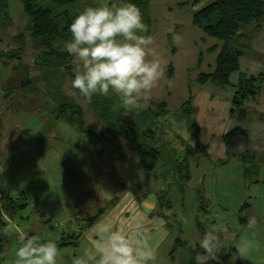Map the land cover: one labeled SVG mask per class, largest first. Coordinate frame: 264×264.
I'll list each match as a JSON object with an SVG mask.
<instances>
[{
    "label": "rangeland",
    "instance_id": "rangeland-1",
    "mask_svg": "<svg viewBox=\"0 0 264 264\" xmlns=\"http://www.w3.org/2000/svg\"><path fill=\"white\" fill-rule=\"evenodd\" d=\"M120 2L82 3L85 9ZM194 2L148 0L150 26L144 36L152 39L149 47L166 72L152 89L150 100L138 102L136 116L139 120L151 110L155 115L163 113L157 121L161 124L158 134H163L167 150H194L188 156L190 182L172 185L170 177L164 180L144 172L141 154L110 131L90 102L71 87L77 65L71 74L65 69L50 72L65 78L63 93L54 98L50 82H45L36 64L41 49L27 32L29 19L23 4L0 0V264H15L21 238L33 236L56 240L58 264H76L80 257L84 264H96L93 242L109 226L96 224L107 219L115 223V229L129 228L130 232L124 231L146 239L155 249L156 264H188L184 250L200 249L199 241L209 231H215L219 241L217 261L264 264V149L251 148L258 137L237 140L245 145L249 141L252 149L237 156L231 142L228 156L222 146L216 149L213 143H201L193 130L201 109H196L195 100L213 85L200 84L199 78L213 72L221 46L194 23L196 11L208 1L197 6ZM245 41L239 36L235 46ZM69 100L83 108L86 126L104 135L98 146H92L88 135L77 132L67 121L58 122L57 102ZM223 114L217 112L219 130L220 122L238 121H228ZM154 124L142 122L146 135L142 134L141 143L158 144L160 137L149 132ZM153 194L157 198L154 205L149 199ZM133 216L142 224L139 233L128 222ZM252 217L257 222L254 233L247 228ZM94 226L99 227L96 233L88 234L86 230ZM178 239L180 243L175 245ZM243 239L254 240L255 246L241 256L237 245Z\"/></svg>",
    "mask_w": 264,
    "mask_h": 264
},
{
    "label": "trees",
    "instance_id": "trees-1",
    "mask_svg": "<svg viewBox=\"0 0 264 264\" xmlns=\"http://www.w3.org/2000/svg\"><path fill=\"white\" fill-rule=\"evenodd\" d=\"M20 1L23 4L25 15L29 19L27 32L31 34L39 49H41L36 58V64L44 74L45 82L48 84L50 82L51 89L54 90L53 96L57 99V95L63 93L62 88L65 78L59 79L56 76H52L50 72L60 73L61 70L65 69L66 74H71L76 66L73 57L64 50V42L70 38V24L75 16L82 11L84 7L83 0ZM204 1H208V4L196 11L194 23L202 28L209 37L219 40L221 46L215 69L211 73H202L199 83L206 84L211 82L216 86L226 87L230 84L232 74L240 70V58L243 55L244 47H246L245 45L235 46V40L237 37L243 36L242 31L244 28L248 26L259 28L262 26L264 23V0H195L194 6L200 5ZM130 2L141 10L147 29L141 35H145L149 32L150 26L148 0H130ZM5 15L6 13L4 12ZM216 49L217 46L212 48V50ZM64 75L65 73L62 74V76ZM74 75L71 76V80ZM263 88L264 74L256 77L242 76L236 86L233 114L241 111L248 101L256 100ZM75 91L79 93L78 90L75 89ZM79 95L90 102L96 116L102 120L110 131L124 138L128 145L134 147L141 154V168L144 172L148 173V175L152 173L155 177H161L164 180L170 177L172 185L190 182L188 156L194 150L192 147H185L187 151L180 153H177L175 149H172L171 152L167 150L163 134H158L161 124L157 121L160 120L163 113H157V117L151 110L145 115V118L138 120L136 114L139 113V103L135 108L127 112L122 109L114 111V105L119 103L115 95H110L109 97L94 96L91 100L83 97L80 93ZM57 103H59L57 104L58 122L67 121L69 125L76 127L77 132L87 134L92 146H98L99 143L104 141L102 132H98L95 127L88 128L86 126L84 120L85 112L77 102L69 100L62 104L60 102ZM151 117L152 120L150 119ZM152 121L155 126L149 132L155 138L157 135L160 137L158 144L149 145L146 141L141 143L142 134L145 133L146 135V132H142L145 127L142 126V122L148 124V122ZM193 126V130L198 133V125L193 123ZM236 136L246 137L248 132L238 127L226 136V140L230 141ZM156 146L157 148H155ZM165 171L168 173H165ZM179 243L178 239L175 245ZM184 251L188 264H197L195 257L204 250L201 251V248H189ZM2 253L3 247L0 244V254ZM208 264L222 263L221 261L210 260Z\"/></svg>",
    "mask_w": 264,
    "mask_h": 264
},
{
    "label": "clouds",
    "instance_id": "clouds-1",
    "mask_svg": "<svg viewBox=\"0 0 264 264\" xmlns=\"http://www.w3.org/2000/svg\"><path fill=\"white\" fill-rule=\"evenodd\" d=\"M146 31L141 10L130 0L83 9L72 20L70 38L64 42V50L77 65L71 87L89 100L115 95L119 103L114 111L127 112L141 100L147 103L166 68L149 47L152 39L141 35ZM149 199L154 205L157 198L153 194ZM128 222L139 233V218L130 217ZM256 223L255 217L249 218L248 230L254 233ZM218 245L215 231L205 233L199 241L204 253L195 257L197 264L216 260ZM254 246V240L243 239L237 248L243 256ZM93 248L96 264H156L157 260L154 247L146 239L108 225ZM59 258L56 240L41 236L22 237L15 252V264H58ZM76 264H84L83 258H77Z\"/></svg>",
    "mask_w": 264,
    "mask_h": 264
},
{
    "label": "crops",
    "instance_id": "crops-1",
    "mask_svg": "<svg viewBox=\"0 0 264 264\" xmlns=\"http://www.w3.org/2000/svg\"><path fill=\"white\" fill-rule=\"evenodd\" d=\"M206 4L207 3L205 2L200 6H205ZM244 32L243 36L244 39H246V44L244 45L246 47H244L243 55L240 58V70L232 74L230 78V84L226 87H219L214 84L210 85L209 87L204 88L205 91L200 93L199 101L197 102V99L195 100V105H198L196 109L199 110L201 108L197 116L199 121L196 122L199 128L198 136L200 135V142L203 144L213 143L215 144L216 149L222 146V150H224L228 156L231 151L227 146L231 142L234 146V151H236L238 154H240V152L245 153L244 151H247V149L248 151L252 149H264V147H262V145H264V88L262 89L260 97L257 101L246 104V106L242 108V112L239 111L241 112L240 114H233L234 97L236 93L235 88L240 82L242 76L256 77L264 74V23L259 28L248 26L244 29ZM203 94L204 97H202ZM218 111H224L223 115L226 120L231 121L235 118H238V121L230 122L229 125L220 122L221 130H219L216 127L218 122ZM195 112H197V110ZM251 116L253 119H251ZM238 127L248 132V136H236L230 141L226 140V136L233 129ZM251 135H254L253 138L258 137L253 139L254 145L251 146L252 149L249 148V141L245 142L247 145L240 144V141H237L239 139H249ZM99 222L96 224L99 227L101 224H109V226L112 225V228L115 229L116 225L111 219H107L105 221L102 220L100 223ZM97 227L94 226L92 227V230L86 231H88V234L90 231H95L96 233ZM125 229H128L129 232L131 231L129 228H124L123 231ZM81 233L84 234L85 232Z\"/></svg>",
    "mask_w": 264,
    "mask_h": 264
}]
</instances>
